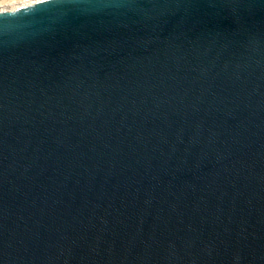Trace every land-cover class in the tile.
Segmentation results:
<instances>
[{"label":"water","instance_id":"1","mask_svg":"<svg viewBox=\"0 0 264 264\" xmlns=\"http://www.w3.org/2000/svg\"><path fill=\"white\" fill-rule=\"evenodd\" d=\"M0 264H264V0L0 12Z\"/></svg>","mask_w":264,"mask_h":264},{"label":"rangeland","instance_id":"2","mask_svg":"<svg viewBox=\"0 0 264 264\" xmlns=\"http://www.w3.org/2000/svg\"><path fill=\"white\" fill-rule=\"evenodd\" d=\"M12 1V2H11ZM26 2L27 0H0V5L1 6H8V9L11 10V9H14L15 6H10L11 4H18L20 2Z\"/></svg>","mask_w":264,"mask_h":264},{"label":"bare ground","instance_id":"3","mask_svg":"<svg viewBox=\"0 0 264 264\" xmlns=\"http://www.w3.org/2000/svg\"><path fill=\"white\" fill-rule=\"evenodd\" d=\"M32 1H34V0H27L26 2L25 1L24 2H20V3L16 4V5L11 4L10 6H15V8H16L18 6L27 5V4L31 3ZM5 10H9L8 6H1L0 5V12L5 11Z\"/></svg>","mask_w":264,"mask_h":264}]
</instances>
